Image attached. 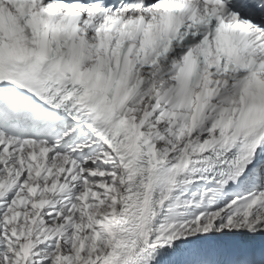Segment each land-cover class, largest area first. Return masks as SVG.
Instances as JSON below:
<instances>
[{"label": "snow or ice", "instance_id": "1", "mask_svg": "<svg viewBox=\"0 0 264 264\" xmlns=\"http://www.w3.org/2000/svg\"><path fill=\"white\" fill-rule=\"evenodd\" d=\"M0 264H264V0H0Z\"/></svg>", "mask_w": 264, "mask_h": 264}]
</instances>
